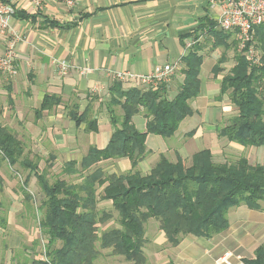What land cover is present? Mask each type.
I'll return each mask as SVG.
<instances>
[{"label":"trees","instance_id":"trees-1","mask_svg":"<svg viewBox=\"0 0 264 264\" xmlns=\"http://www.w3.org/2000/svg\"><path fill=\"white\" fill-rule=\"evenodd\" d=\"M205 30L207 34L199 42ZM200 31L193 48L182 60L184 79L174 97L169 95L167 84L144 90L126 89L122 82H114L109 102L114 132L109 144L104 149L90 146L80 162L64 165V172L78 175L79 183L57 180L50 184L38 164L24 157V143L0 122V168L7 162L10 167L30 170L44 195L40 227L47 239L46 255L25 256L11 264H97L104 250H111L112 256H122L133 264H148L144 252L146 225L153 218L160 222L170 245L177 247L186 236L209 239L227 231L228 214L233 208L245 205L251 210H263L260 203L264 202V164H251L245 157L235 163L216 162L212 151L204 149L189 161L178 155L177 161L171 162L162 155L149 174L136 171L147 156L148 135L172 138L180 124L193 115L191 102L200 95L204 63L201 53L206 49H225L213 69L215 76L224 71L226 52L232 49L236 52V64L223 77L220 96H228L237 114L218 129L219 137L242 147H264V25L255 27L254 41L242 51L236 32L219 30L214 20H208ZM252 46L258 51V64L247 59ZM58 102V98L46 96L40 114ZM117 108L121 110L119 116ZM91 110L88 107L80 113L76 107L70 118L77 127L86 124V131L98 132ZM137 115L146 119L144 132L133 122ZM126 158L132 164L129 173L106 175L97 167L101 162ZM30 178H26L22 188L27 201L32 200L28 192ZM3 187L0 174V189ZM101 202H111L118 217L100 210ZM112 219L118 226L101 232L100 225ZM7 226V217L0 213V229ZM243 263L264 264V243L253 259H245Z\"/></svg>","mask_w":264,"mask_h":264},{"label":"crops","instance_id":"crops-1","mask_svg":"<svg viewBox=\"0 0 264 264\" xmlns=\"http://www.w3.org/2000/svg\"><path fill=\"white\" fill-rule=\"evenodd\" d=\"M19 13L12 21V28L23 33L24 42L15 60L18 75L12 78L0 72V122L26 141L30 155L53 158L55 163L59 157H71L65 165L70 161L80 162L90 146L104 149L109 144L114 132L109 113L110 89L116 82L113 73L149 76L168 64L179 63L182 78H178L176 86L167 85L169 93L173 87L177 93L184 79L182 60L193 48L187 45L195 41L203 24L214 20L219 10L212 8L209 0H78L74 8L51 1L34 15L26 10ZM6 39L0 36V57L4 56ZM219 49L201 53L202 70L206 69L200 74V95L191 102L194 113L186 118L190 122L195 117L198 119L197 127H190L184 137L187 140L195 131L191 139L200 148L204 146L203 142L200 145L205 136L203 127L222 124L227 112L221 104L225 96H220L224 76L219 78L213 73L225 53L218 55ZM56 60L66 61L74 68L67 75H60L54 64ZM83 67L92 71L82 74L79 68ZM123 84L126 89L140 88L134 82ZM46 96L58 98L59 102L40 114ZM76 107L80 113L91 107V118L97 121L98 132L86 131V124L77 127L70 118ZM133 122L137 129L146 131L143 115L135 116ZM215 130L220 138L217 126ZM151 136L146 140L147 156L136 168L142 175L149 174L162 155L168 158L163 149L169 144L158 137L151 140ZM200 148L194 151L188 142L175 151V160L168 159L176 162L178 155L192 158L204 150ZM105 162L120 165L121 172L117 174L132 171L128 158ZM233 209L236 210L228 214L227 231L209 239L185 237L177 247L169 244L170 248L160 254L174 264H244L243 260L253 259L257 248L264 243V210H251L245 205ZM162 235L161 243L168 244L164 232Z\"/></svg>","mask_w":264,"mask_h":264},{"label":"rangeland","instance_id":"rangeland-1","mask_svg":"<svg viewBox=\"0 0 264 264\" xmlns=\"http://www.w3.org/2000/svg\"><path fill=\"white\" fill-rule=\"evenodd\" d=\"M205 36L206 35H204V37ZM200 40L201 39L199 38L198 41ZM223 52H225L224 48L219 49L218 55ZM226 53H228L229 59L228 62L223 64L225 69L218 76L219 78H222L227 73H229V68L235 63V52L228 50ZM178 78H182L179 71L176 72L171 80L165 84H173V86H176ZM210 78H214L213 74H210ZM171 91L172 92L169 93V95L173 97L176 93V88L173 87ZM221 104H224L227 110L223 123H219L209 128L201 126L203 127V131H205L203 141H200V145L201 142L204 143L203 147L201 145L202 148L198 147L199 145L194 144L193 140L191 139L192 136H194V133H196L195 131L192 136L188 135V137H186L188 138L187 140L184 137L186 132L191 130L190 127H197V117L193 119V122H190L191 119L189 118L183 122L180 130L176 133L179 134L178 137L175 134L174 137L165 139L160 136L152 135L151 140L152 138L158 137L160 140L169 144L168 147H165L163 150L170 160H175V151L181 149L182 146L187 145L188 142H190L194 151L198 148H200L199 150L205 149L206 147L210 148L216 162L235 163L240 158L245 157L250 161L251 164H264V147H242L236 145L235 143L229 142L226 138H218L215 127L217 126V129H219L229 124L230 120L237 114L236 108L230 104L229 98L227 96L224 97ZM116 112L118 116L121 114V110L118 108L116 109ZM140 118V116L137 117L136 125L138 127L140 126ZM16 136L24 143V147H26V141H23L22 137H19L18 135ZM180 138L185 140L183 141ZM150 143H152V141H149V147L152 148L153 146ZM24 157L29 158L32 162L38 164L39 171L43 176L46 177V180H48L50 184H54V182L57 180H65L69 184L79 183L81 181V179L79 180L78 175L70 176L64 172L63 164L71 157H59V162H56V165L55 159L30 155L26 151V148ZM184 158H186L188 161L191 160L189 157ZM97 167L102 168L106 175L121 172L120 165L114 164L113 162H101L99 165H97ZM0 174L4 179V187L2 190L0 189V213L7 217L8 220L7 228L4 230L0 229V264H11L13 261L23 260L25 256L34 258L37 255V257L44 258L46 255L47 239L42 234L40 227V222L44 217V212L40 210V205L44 195L40 189L37 177L34 174L30 175V170L23 169L20 166L10 167L7 162H5L0 168ZM28 176H31L28 186V192L32 196L31 201H27L25 199L22 189ZM260 204L264 210V202H261ZM99 209L113 213L115 219L118 217L117 213L113 210L111 202H101L99 204ZM234 210L236 209H231L229 213ZM115 219H112V221L106 223L105 225H100V231L102 232L103 230L118 226V224L115 222ZM161 232L162 229L160 227V222L154 218L149 220L146 225L147 244L144 249V252L148 258V264H170L166 260V257L160 254L161 251L166 250V248H170V243H166L165 245L161 243L163 240V238L160 237L163 234V232ZM159 256H161V258H159ZM97 264L133 263L127 262L122 256H112L111 250H104L102 251V256L99 257Z\"/></svg>","mask_w":264,"mask_h":264},{"label":"built area","instance_id":"built-area-1","mask_svg":"<svg viewBox=\"0 0 264 264\" xmlns=\"http://www.w3.org/2000/svg\"><path fill=\"white\" fill-rule=\"evenodd\" d=\"M64 4L69 8H74L78 0H0V36L7 37L6 48L3 57H0V72L7 77L18 75L15 65L16 56L20 44L24 42L22 32L12 28V21L16 14L26 10L27 14L34 15L42 11L48 2ZM212 8H218L219 13L214 19L219 30L224 32H236L238 36L239 50L242 51L246 46L254 41L255 27L264 25V0H209ZM207 34L200 36V39ZM196 41L187 45L191 48ZM247 59L252 64H258V51L252 46L247 52ZM60 75H67L71 66L66 61L56 60L54 62ZM180 64L173 63L164 66L159 72L149 76H139L130 72H114V80L128 83L134 82L143 89L156 88L160 84H165L171 80L179 70ZM82 74H88L91 68H79Z\"/></svg>","mask_w":264,"mask_h":264}]
</instances>
